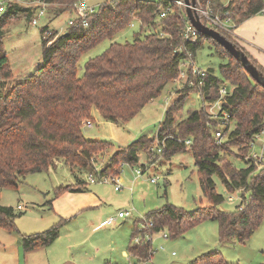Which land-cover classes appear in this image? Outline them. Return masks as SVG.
<instances>
[{"label":"trees","instance_id":"obj_1","mask_svg":"<svg viewBox=\"0 0 264 264\" xmlns=\"http://www.w3.org/2000/svg\"><path fill=\"white\" fill-rule=\"evenodd\" d=\"M49 10L57 14L68 11L75 0H44ZM217 12L229 11L236 25L261 12L264 0H200ZM161 2L158 0H106L92 13L88 26H69L59 33L52 30L49 40L43 38V63L33 73L15 79L4 49L7 23L23 14L30 21L37 14L39 4L10 1L0 14V190L17 189L26 175L55 168L63 158L72 168L86 169L99 175L117 176L123 163L135 165L141 152L158 155L152 147L164 146L159 154L167 159L190 150L199 172L203 195L209 205L192 211L166 203L146 213L152 222L150 233L167 230L172 238L185 235L204 220L217 221L220 242H246L264 219V165L250 157L251 143L264 129V87L217 41L202 33L195 42L183 36L189 20L186 6L176 7L171 15L158 19ZM141 20V29L132 41L114 42L102 54L90 58L84 73L79 75V61L91 48L128 26L133 19ZM202 20L206 19L201 16ZM157 28L159 30H157ZM239 45L254 64L264 73V67L240 44L236 37L220 31ZM144 33V34H143ZM143 34V35H142ZM210 41L215 52L227 58L219 66L220 74L207 68L200 78L186 67L189 80L178 91L177 99L167 109L155 137L143 135L126 146H120L107 160L100 172H95L96 155L104 153L113 143L109 140L88 139L83 128L93 118V111L103 119L116 124L132 120L149 102L159 97L167 84L181 78L186 60L196 57L197 51ZM192 81V83H190ZM202 81V84L199 82ZM229 83L226 85V83ZM227 86L221 110L215 118L202 106L178 120L191 91H197L204 103H217L220 89ZM227 115V117H225ZM234 123L232 129L230 125ZM222 130L224 139L216 136ZM190 142L188 143L187 141ZM230 146L239 147L245 166L239 167L224 157ZM246 159V160H245ZM260 168V171H258ZM217 175L226 190L241 192L242 202L232 211L219 205L225 196L217 191ZM87 189V181L76 176V183L55 187L54 197ZM54 198V199H55ZM50 206L52 201L49 200ZM13 206L0 203V226L18 231ZM65 220L49 229L21 234L25 250L48 246L60 235ZM130 251L139 256V262L150 257L151 242L134 243ZM190 264H234L220 250L197 256Z\"/></svg>","mask_w":264,"mask_h":264},{"label":"rangeland","instance_id":"obj_2","mask_svg":"<svg viewBox=\"0 0 264 264\" xmlns=\"http://www.w3.org/2000/svg\"><path fill=\"white\" fill-rule=\"evenodd\" d=\"M10 1L30 4L29 0L27 2L25 0H0V3H4L6 6ZM105 1L89 0V3L95 10H98ZM222 1L228 2L229 0ZM50 14H56V12ZM48 15L46 13L41 17L38 25H34L23 14L7 23L4 49L8 54L9 63L15 76L7 89L18 82L21 76L33 73L36 68L42 65L41 27L48 23L50 28L63 32L69 25V19L74 15V9L71 7L70 10L61 13L52 21L47 19ZM133 20L134 25L129 24L112 38H106L95 45L81 57L78 69L80 76L84 73L86 62L90 58L102 54L112 43H125L134 40L135 33L141 29V22L139 19ZM157 30L159 29L157 28ZM218 54L211 46L210 41L207 40L196 53V64L205 68H213L217 74H220L219 66L226 62L227 58H222ZM185 81L186 75L169 82L159 97L149 102L132 120L123 125L104 120L100 112L95 109L91 119L93 125H85L83 128L85 136L88 139H105L113 143L104 153L96 155V168L101 170L109 157L120 146H126L143 135L155 137L167 109L173 100L175 101L179 97L178 91L182 89ZM228 84L227 82L226 85ZM202 106L214 118L219 115L221 110L220 104L204 103L197 91H191L182 109L175 112V116L178 120L183 119L192 110ZM233 126L234 123L230 125V129ZM263 141L264 135L258 137L250 154L261 153ZM239 153H243L239 147L230 146L223 155L225 158L230 155L231 161L239 167L245 166V162L241 160L242 157L238 155ZM137 169L144 172L137 176ZM74 170L75 173L63 158H59L55 168L26 175L17 189L4 188L0 190V203L13 206L15 212L18 213L15 222L20 233L45 231L60 219L55 216L57 211L50 208L49 200L54 202L56 199L54 197L55 187L76 183V176L87 181V189L84 192L91 190L102 197L103 210L110 211V214L114 216L119 210L130 212L128 217L118 218L114 222L122 228H125V224L128 225L126 226L130 230L128 237H131L138 227L144 228L143 220L148 211L160 208L166 203L184 207L189 211L209 205V200L203 195L199 172L190 150L178 153L171 159H167L159 153L148 156L146 152H141L137 164H122L121 172L117 175L120 177V189H115L116 183L112 180L96 179L95 182H91L86 169L74 168ZM152 178H156V181H152ZM214 179L217 191L226 198L219 208L224 211L234 210L243 200L241 192L231 193L226 190L217 175L214 176ZM230 196H234L233 201L229 200ZM19 204L23 206V209L18 208ZM134 219L139 220L137 224ZM165 233L168 234L167 238L164 236ZM138 235L143 239L141 232ZM149 235L152 238V254L150 258L140 264H190L197 256L212 250H220L223 256L234 264H264V219L254 234L244 243L237 240L232 243H221L219 224L210 219L204 220L191 228L185 235L176 238H172L167 230L153 234L146 232L145 240ZM18 242H21L18 231H8L0 226V264H18L17 252L20 250L24 253L22 244ZM121 261L123 264L137 263L125 262L124 259Z\"/></svg>","mask_w":264,"mask_h":264},{"label":"crops","instance_id":"obj_3","mask_svg":"<svg viewBox=\"0 0 264 264\" xmlns=\"http://www.w3.org/2000/svg\"><path fill=\"white\" fill-rule=\"evenodd\" d=\"M51 12L55 13L48 8L47 19L49 21L55 20L60 15L57 13L51 15ZM45 25L49 26L48 23ZM68 27L69 25L65 30ZM50 29L61 33L58 29ZM235 33L240 44L264 67V13H258L241 22L237 25ZM117 178L120 180V177L117 176ZM84 191H67L52 202L50 208L55 209L57 211L55 216L57 219L60 218L57 222L61 219L65 220L59 237L48 246L31 250L24 249V253L19 250L17 252L18 264H123L121 259L125 262L140 264L144 261L139 262V256L132 253L129 247L137 243L135 237L139 232L142 233V241L151 242L152 245L150 235L145 240V233H150V230L138 227L131 237H128L130 230L126 228L127 224L124 225L125 228L114 224L118 218L128 216L119 217V212L116 216L110 214V211L102 209L103 199L97 192ZM113 216L116 220L108 223L109 218ZM137 221L139 220L134 219L136 224ZM145 221L147 220L144 219L143 222ZM31 233H20L19 231L20 238L21 234ZM18 243L23 246L22 240Z\"/></svg>","mask_w":264,"mask_h":264},{"label":"built area","instance_id":"obj_4","mask_svg":"<svg viewBox=\"0 0 264 264\" xmlns=\"http://www.w3.org/2000/svg\"><path fill=\"white\" fill-rule=\"evenodd\" d=\"M29 1L32 4H35V3L39 4L37 8V14L33 17V20H32V23L34 25H38L40 18L46 15L50 4L44 0H29ZM158 1L161 2L159 6V11L157 14L158 19L167 17L171 15L172 13H174L176 11V7L186 6L185 0H158ZM73 9H74V15L69 19V26H80V25L88 26L89 16L96 11L95 8L90 5L89 0H75L73 4ZM196 9L198 13L200 14V16H203L206 19L207 25H209L212 28L217 29L218 31H224L227 34L233 37H236L235 29L237 25L234 22L233 18L231 17L229 11H226L224 14H222L220 12H217L214 8H212L209 2L203 5L200 2V0H197ZM4 11H5V4L0 3V14L3 13ZM260 13H264V6ZM135 19H139V18L136 17ZM130 25H134V20L130 23ZM52 32L53 31L50 28L48 30H45L43 33V38L46 40H49V37L51 36ZM182 33H183L184 38L187 41H191V42L197 41L200 35V32L193 26V24L189 20L185 23V27ZM54 40H55V37L50 39L48 44H51ZM187 66L190 67L191 74L197 75V77L202 78L207 74V68L198 66L196 64V60L194 58H190L186 60V62L183 65L184 70L182 72V76L186 75V79H187L186 82L189 80V74L185 70ZM190 83H192V81H190ZM199 83L202 84V81H200ZM227 92H228L227 86H223L220 89L221 97L217 102L218 104H220V107H221L222 98L227 94ZM225 117H227V115ZM85 125L92 126L93 125L92 120H88L85 123ZM262 135H264V129H262L261 132L256 135V139ZM216 136L219 139H222L223 137L222 130H217ZM256 139L251 143V149L255 145ZM187 142L189 143L190 140ZM261 146H262L261 153H251L250 157L264 164V141ZM163 147L164 146L162 145H158L157 147H152L151 149L153 152L160 153L163 151L164 149ZM95 172H100V169L96 168ZM136 172H137V175H140L143 173V171L140 169H137ZM96 179L104 180V181L112 180L116 183L115 189L121 188L117 176H110V175H103V174L99 175L97 173H91L89 175V180L91 182H95ZM152 181H156V178H152ZM229 200L233 201L234 196H230ZM18 208L22 209V205H20ZM129 214L130 212L128 210L127 211L121 210L119 211L118 216L126 217ZM115 220H116V217H110L108 220V223H113ZM150 226H152V222L150 221H145V223H143L144 228L149 229ZM164 236L167 238L168 234L165 233ZM141 241L142 239L139 237V235L135 237V242L139 243Z\"/></svg>","mask_w":264,"mask_h":264},{"label":"water","instance_id":"obj_5","mask_svg":"<svg viewBox=\"0 0 264 264\" xmlns=\"http://www.w3.org/2000/svg\"><path fill=\"white\" fill-rule=\"evenodd\" d=\"M186 12L189 21L202 34L212 37L222 45L248 72L264 87V73L254 64L250 57L239 45L229 40L225 35L215 28L207 25L196 9L197 0H185Z\"/></svg>","mask_w":264,"mask_h":264}]
</instances>
